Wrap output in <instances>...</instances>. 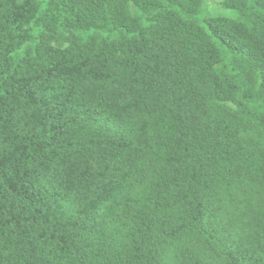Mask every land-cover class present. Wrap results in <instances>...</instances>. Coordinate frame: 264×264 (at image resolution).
<instances>
[{
    "label": "trees",
    "instance_id": "obj_1",
    "mask_svg": "<svg viewBox=\"0 0 264 264\" xmlns=\"http://www.w3.org/2000/svg\"><path fill=\"white\" fill-rule=\"evenodd\" d=\"M207 2L0 0V264H264V0Z\"/></svg>",
    "mask_w": 264,
    "mask_h": 264
},
{
    "label": "rangeland",
    "instance_id": "obj_2",
    "mask_svg": "<svg viewBox=\"0 0 264 264\" xmlns=\"http://www.w3.org/2000/svg\"><path fill=\"white\" fill-rule=\"evenodd\" d=\"M205 10L208 11L212 16H225L229 18H235L236 14L235 12L224 8L222 5V0H208L207 3H205ZM74 172H76L78 175L85 176L88 174L89 169L81 171L74 169Z\"/></svg>",
    "mask_w": 264,
    "mask_h": 264
}]
</instances>
